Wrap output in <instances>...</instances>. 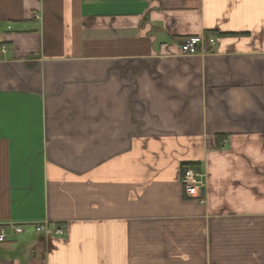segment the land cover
<instances>
[{"label": "crops", "instance_id": "obj_1", "mask_svg": "<svg viewBox=\"0 0 264 264\" xmlns=\"http://www.w3.org/2000/svg\"><path fill=\"white\" fill-rule=\"evenodd\" d=\"M2 46L0 264H264V0H0Z\"/></svg>", "mask_w": 264, "mask_h": 264}, {"label": "built area", "instance_id": "obj_2", "mask_svg": "<svg viewBox=\"0 0 264 264\" xmlns=\"http://www.w3.org/2000/svg\"><path fill=\"white\" fill-rule=\"evenodd\" d=\"M209 41L212 45L216 44L215 38L207 39L205 36L189 37L181 45L182 54L185 56H194L206 53L205 45ZM8 52L6 46L0 47V60ZM183 189L186 196L190 199H196L202 204L205 203L204 192L206 190V177L200 170L188 169L184 172L182 179ZM29 225L10 223L0 228V243H4L11 237L20 236L26 232ZM38 234L50 236H63L65 230L48 221L31 225Z\"/></svg>", "mask_w": 264, "mask_h": 264}, {"label": "trees", "instance_id": "obj_3", "mask_svg": "<svg viewBox=\"0 0 264 264\" xmlns=\"http://www.w3.org/2000/svg\"><path fill=\"white\" fill-rule=\"evenodd\" d=\"M189 168H184V172L186 171V170H188Z\"/></svg>", "mask_w": 264, "mask_h": 264}]
</instances>
